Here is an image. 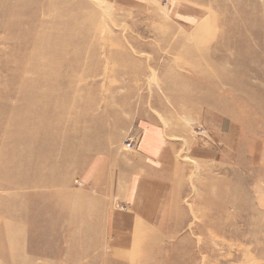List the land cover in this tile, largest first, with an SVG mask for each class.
Wrapping results in <instances>:
<instances>
[{
	"label": "rangeland",
	"instance_id": "rangeland-1",
	"mask_svg": "<svg viewBox=\"0 0 264 264\" xmlns=\"http://www.w3.org/2000/svg\"><path fill=\"white\" fill-rule=\"evenodd\" d=\"M38 1L0 0V264H264V0ZM65 22L68 165L36 187V135L8 132Z\"/></svg>",
	"mask_w": 264,
	"mask_h": 264
},
{
	"label": "bare ground",
	"instance_id": "bare-ground-1",
	"mask_svg": "<svg viewBox=\"0 0 264 264\" xmlns=\"http://www.w3.org/2000/svg\"><path fill=\"white\" fill-rule=\"evenodd\" d=\"M46 1H47V3H52V2L57 3L58 2L61 5V7H60L61 10L62 11L64 10L66 15L69 16L68 18L73 17V14L68 12L69 8H68L67 0H46ZM38 2L40 3V1H38V0H32V4L34 6H37ZM89 13H90V11H89ZM88 16H90V15H88ZM92 16H94V15H91L90 17H92ZM88 19H89V17H88ZM93 20L90 22V24H92V25H93ZM65 24H66V22H65ZM21 27L22 26H20V28ZM28 30L20 31L18 29L17 34L22 37L28 33L27 32ZM86 33L88 34L86 27L85 28L78 27V29H74V28H70L68 26V24H66V26H64L63 29L61 28L58 31V33H55V35L48 36L49 38L54 39L52 41L56 42V44H55L56 48H51L49 46H46L45 43H40V45H38L37 47L35 46L31 49V53L33 55H36V56L39 55L40 56V57H37L36 59H33L29 63L30 65L32 64V67L36 63H45V62H43V60L46 56H48L50 59H52V63L51 62L49 64L46 63V65H47L46 67L48 68V71L46 72L47 75L42 76L43 73H38V75L42 76L43 79L33 82V84L31 85L29 90H25L23 92L21 91L22 94L29 96L28 97L29 100L26 101L27 103L25 102L26 104H22L17 109L27 110V109L34 107V105H37V109L39 110V113H37L34 116H31V118L23 119L22 120V123H24L23 127L19 128V126L15 125L16 127L14 126V128H13L12 127L13 125H11L9 128L10 130L8 132L9 136L10 135H12V136L18 135V136L23 138L22 140H25V138L27 139L28 136L31 134L36 135L35 140H34V144L32 143L31 145L26 146L29 151L33 152V156L31 157V158H33V160H32V162H30V161L25 162V165H27V166L29 165V168L31 170L33 169L32 172L34 173V171H35V173H36V174L34 173V175H33L31 186L47 187L48 182L55 181L54 176L52 174H50L49 172H46V173H39L38 172L39 166L40 167H47V165H49L48 160H51V166L54 168V170L58 171L60 173H62V170H65V167L68 165V163H67L68 158L65 155H62L61 158H59V159L52 160V158H53L52 156L54 154V151H51L48 149L46 140H47V138H51V139L53 138L52 133H54L55 129H53L54 128L53 124L51 125L48 122V120L45 118H46V115H49L51 113L59 117L60 112H63V110H64L65 106L68 104V102H72L75 100V97L73 96V94L71 92L72 89L64 87V85L66 83H68V82H66L67 80L62 78L60 75V72L64 66V64L62 65V63H64V60H63L64 59V53H61V50L58 47V44H59L60 40L63 39V37H64V39H63L64 42L68 41V42L73 43L74 41H78V40H79V42H81L82 39L84 40L85 35L87 36ZM89 33H90V31H89ZM43 35H44V33L42 35H40V37H43ZM86 41H85V43H83L84 45L81 42V44L84 47H85V45H87ZM79 48H81V47H79ZM78 51L80 52L81 50H78ZM71 56H72V54H71ZM64 76H66V75H64ZM40 88H44V89H40ZM63 89H64V91H62ZM58 90L61 91L60 94L55 93ZM50 100L55 101L56 104H58V105H56L55 108H49L47 106L46 101H50ZM26 143H28V142L26 141ZM19 148H22V146H20ZM18 163L23 164V162H17V165H18ZM35 167H37V168H35ZM57 182H59V181L57 180Z\"/></svg>",
	"mask_w": 264,
	"mask_h": 264
}]
</instances>
